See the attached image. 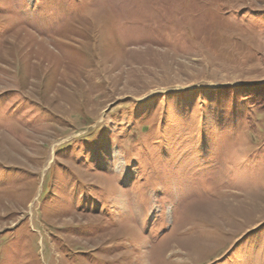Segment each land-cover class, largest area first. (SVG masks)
I'll use <instances>...</instances> for the list:
<instances>
[{"label":"rangeland","instance_id":"obj_1","mask_svg":"<svg viewBox=\"0 0 264 264\" xmlns=\"http://www.w3.org/2000/svg\"><path fill=\"white\" fill-rule=\"evenodd\" d=\"M0 264H264V0H0Z\"/></svg>","mask_w":264,"mask_h":264}]
</instances>
